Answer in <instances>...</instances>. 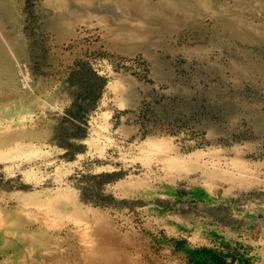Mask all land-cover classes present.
Wrapping results in <instances>:
<instances>
[{
  "label": "rangeland",
  "instance_id": "374dc122",
  "mask_svg": "<svg viewBox=\"0 0 264 264\" xmlns=\"http://www.w3.org/2000/svg\"><path fill=\"white\" fill-rule=\"evenodd\" d=\"M0 25V264H264V0H0Z\"/></svg>",
  "mask_w": 264,
  "mask_h": 264
},
{
  "label": "trees",
  "instance_id": "16d2710c",
  "mask_svg": "<svg viewBox=\"0 0 264 264\" xmlns=\"http://www.w3.org/2000/svg\"><path fill=\"white\" fill-rule=\"evenodd\" d=\"M174 248L176 250L186 251L191 264H233L226 260L229 254L206 247L196 249L187 248L183 240L174 241Z\"/></svg>",
  "mask_w": 264,
  "mask_h": 264
},
{
  "label": "crops",
  "instance_id": "0c3cea01",
  "mask_svg": "<svg viewBox=\"0 0 264 264\" xmlns=\"http://www.w3.org/2000/svg\"><path fill=\"white\" fill-rule=\"evenodd\" d=\"M108 8L111 9L108 6H106L103 9L101 7L94 6L93 2H87L86 6L84 8L83 7H77L76 9L73 8L71 10V12L73 15L76 14L78 16H81V15H103V14L107 13V11H110ZM13 28H14V26H13ZM9 31H10V34H7V35H11L14 30H9Z\"/></svg>",
  "mask_w": 264,
  "mask_h": 264
},
{
  "label": "bare ground",
  "instance_id": "6f19581e",
  "mask_svg": "<svg viewBox=\"0 0 264 264\" xmlns=\"http://www.w3.org/2000/svg\"><path fill=\"white\" fill-rule=\"evenodd\" d=\"M4 3V2H3ZM10 5V4H9ZM8 6V5H7ZM5 8V7H4ZM7 8V7H6ZM7 10V9H6ZM8 11V10H7ZM4 13H5V11H4ZM1 26V25H0ZM2 29V28H1ZM3 30V29H2ZM5 32V31H4ZM2 36V35H1ZM4 38V37H3ZM9 40V39H8ZM2 42V41H1ZM9 42V41H8ZM10 60V59H9ZM10 66V65H9ZM3 67V65H1L0 66V68H2ZM7 67V66H6ZM12 67V66H11ZM1 71V70H0ZM2 77V76H1ZM7 80V79H6ZM17 80V79H16ZM8 81V80H7ZM7 84V83H6ZM5 84V85H6ZM14 91V90H13ZM15 94V93H14ZM31 130V129H30ZM26 131V130H25ZM18 132V131H17ZM30 132V131H29ZM8 135V134H7ZM6 137V136H5ZM14 137V136H13ZM4 138V137H3ZM9 139V138H8ZM30 223H32L30 220H27V219H23L18 225H17V227H12V228H10V229H13L12 231H14V230H16V229H18V230H20L21 229V227H23V226H25V225H28V224H30ZM41 224V223H40ZM38 226V225H37ZM69 229V228H68ZM65 231V230H64ZM72 231V230H71ZM30 232V231H29ZM47 232V231H46ZM31 233V232H30ZM34 234V233H33ZM22 235V234H21ZM25 235H27V234H25ZM24 235V236H25ZM31 235V234H30ZM39 243V242H38ZM22 248V247H21ZM25 248V247H24ZM23 250V249H22ZM26 250V249H25ZM24 251V250H23ZM78 253V252H77ZM78 258H80V257H78ZM38 261V260H37ZM80 262V261H79ZM38 263H39V261H38Z\"/></svg>",
  "mask_w": 264,
  "mask_h": 264
}]
</instances>
